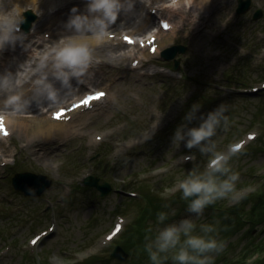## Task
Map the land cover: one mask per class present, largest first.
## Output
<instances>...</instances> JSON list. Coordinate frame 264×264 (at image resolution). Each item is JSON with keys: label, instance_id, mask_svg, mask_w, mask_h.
<instances>
[{"label": "rangeland", "instance_id": "obj_1", "mask_svg": "<svg viewBox=\"0 0 264 264\" xmlns=\"http://www.w3.org/2000/svg\"><path fill=\"white\" fill-rule=\"evenodd\" d=\"M128 1L141 6L142 17L151 7L153 12L158 11L160 3L174 6L168 7L170 13L158 11L155 25L149 30L160 28L161 16L173 23L175 31L166 32L170 38L160 44L167 45L163 50L179 45L186 48L185 53L175 57L179 68H172L174 60L161 54L150 55L148 46L144 54H136L139 61L151 60L144 67L133 65L131 58L114 65L103 62L101 56L93 57L99 66L91 68L96 65L92 64L85 76L79 81L74 78L71 85L77 88L80 81L88 82L90 91L103 90L108 97L91 111H83L81 118L72 119L74 128L70 134L53 140L31 134L25 140L11 127L10 137L0 142V264H153L148 246L156 251L155 240L160 232L185 220L195 225L192 235L203 236L207 233L204 227L209 226L214 235L205 239L226 242L223 252L206 254L212 258L211 264H235L237 258L245 260L264 245V198L256 196L264 194V0H250L249 9L240 14L239 0H224L227 3L217 5L210 15L202 14L204 20L198 25L209 17L211 20L208 29L194 38L197 30L180 31L184 19L173 15L181 0H151L150 7L140 0ZM183 1L190 10L189 2ZM12 2L20 6L22 13L32 7L28 0L22 4ZM86 2L51 0L44 11L54 17L56 11H66L70 6L86 8ZM259 11L261 15L255 18ZM42 19L37 16L33 30ZM185 22L189 24V16ZM49 25L55 28L54 23ZM190 26L195 28L194 24ZM109 32L115 37L109 39L112 42L124 41L121 37L125 34L144 35V30L135 34L124 29ZM21 34L20 49L15 48L12 56L16 71L8 72L13 77L34 54L61 41L78 43L82 36L70 33L67 40L50 41L48 36L41 35L38 40L22 30L17 33ZM148 37L149 34L143 37V42ZM37 40L39 49L24 53ZM136 50L134 45L123 43L113 53H127L134 58ZM46 73L47 82L53 87L62 84L53 73ZM89 73L91 79L87 78ZM38 78L26 90L35 87L34 92L38 93L34 84ZM61 106L68 104H59L50 112L44 110L41 118L51 121V111ZM211 114H218L220 121L215 135L201 145L187 148L191 139L188 132L199 128ZM153 125L159 128L148 138L143 137ZM178 129H182L183 136L179 141ZM250 134L256 138L249 139ZM233 144H242L243 149L228 161V175L240 174L236 188L246 189V195L233 202L232 197L239 193H230L206 206L200 214L191 212L190 197L183 198L180 185L190 177L206 174L214 154H227ZM24 172L45 175L51 184L40 196L25 195L13 185V178ZM216 174L218 180L227 179L224 174ZM88 175L98 178L101 185L108 183L112 187L110 193L102 196L96 187L83 184ZM149 202L155 203L156 208L140 223ZM161 213L165 215L162 222L158 219ZM136 224L146 232L138 239L144 252H140V247L129 246ZM116 225L123 228L113 236ZM117 246L128 253L125 260L111 257ZM171 250L158 253L159 264H174ZM255 259L253 256L248 262Z\"/></svg>", "mask_w": 264, "mask_h": 264}, {"label": "clouds", "instance_id": "obj_2", "mask_svg": "<svg viewBox=\"0 0 264 264\" xmlns=\"http://www.w3.org/2000/svg\"><path fill=\"white\" fill-rule=\"evenodd\" d=\"M146 6H151V0H140ZM133 5L127 4V9L131 10ZM125 10V4L122 0H87V12L89 15H78V8L71 9V17L68 24L70 29H75L78 34L91 33V39L96 44L101 45L106 38L114 39V35L109 32V28L115 25L120 13ZM23 23L22 11L20 6L12 0H0V50L6 44H15L17 40L23 38L20 33V25ZM131 39V37H129ZM93 62L92 50L87 43H65L61 41L55 46L46 47L42 52L34 54L32 60L22 65V71H18L15 77L11 73L0 76V91H7L11 87L21 88L30 81L33 76L39 75L34 81L41 94L46 93L50 101L57 99V91L52 84L48 83L46 69L51 66L53 74L57 80H60L65 87H70L69 81L72 77L80 78L85 76ZM35 64V67H33ZM20 95H8L5 100L6 107H13L19 112L22 105ZM63 111V108L60 109ZM5 117L0 115V127L4 126ZM218 114H211L208 120L199 128H193L188 132L191 138L187 143V148L191 149L201 145L203 141L209 140L215 135V130L219 125ZM182 129L176 132V140H182ZM242 144H233L229 146L227 154L217 152L209 161V171L203 176L190 177L181 185L183 198L197 197L189 205V210L194 213H202L203 209L215 203L217 200L226 198L230 193H239L232 197L233 202H239L246 195V189L236 188V182L240 180L239 173H232L230 168L226 167L228 161L233 155H236ZM208 151V149H201ZM216 173L227 176V179L218 180ZM161 222L165 215L161 213L158 218ZM195 225L188 220L182 221L179 226L172 225L165 228L155 240L156 251H153L152 245L148 246V252L153 264H159L158 253L168 252L169 249H175L179 245L178 252L172 259L178 264H211V257L208 253H221L226 247L225 241L216 239H205L200 236L192 235ZM119 229V226L117 227ZM205 232H211L213 229L209 226L204 227ZM181 235L186 237L181 243ZM111 237H109L110 239Z\"/></svg>", "mask_w": 264, "mask_h": 264}, {"label": "bare ground", "instance_id": "obj_3", "mask_svg": "<svg viewBox=\"0 0 264 264\" xmlns=\"http://www.w3.org/2000/svg\"><path fill=\"white\" fill-rule=\"evenodd\" d=\"M13 1L22 4L26 0H13ZM28 1L32 5L31 8L35 11V13L43 16L42 23L40 25L39 24L36 25L33 32L32 31L29 32V37L39 35V37L42 39L41 35L43 33H50V37H51L50 41H56L59 38L66 39L65 37L67 34L76 33L75 29H70L68 27L70 17H71V9H72L71 6L66 11H62L61 9L56 11V15L53 17V16H49L48 13L44 11V8L47 9L51 0H28ZM70 1H72V3L74 2V0H67V2H70ZM187 1L190 4V10H188L183 5L184 1L181 0L178 3L179 7L176 9L173 15L178 16V18L181 17L182 19H184V22L183 21L180 22V31L189 32L190 30H193V29L194 31L197 30L196 33L193 34L194 36L192 35V38H194L199 33H204L205 30L208 29L211 17L207 18L202 25H198L200 21L204 20V17L202 16V14L206 13L210 15L211 13H213V10L215 9L217 5L227 3L225 2L226 0L225 1L224 0H187ZM122 3L125 4V10H123L120 13V16L116 24L110 26L109 31L112 30L113 32H115V31H120V29H124V30H132V32H134L133 34H135L136 31L144 30L143 36L141 37L136 36L137 43L134 45V48L138 50L134 52L135 54L134 58L131 57L130 55H127V53L120 54V55L113 53V51L116 48H121L123 43H125V41H120V42L113 41L112 42L108 38H106L105 41L101 45L98 46L95 40L91 38L87 39L84 37L85 35H88V37H91V33H83L81 34L82 35L80 37L81 40L78 43H87L92 50V56L95 58L101 56L103 58L102 60L103 62L109 61L110 63H115L114 65L116 64L119 65L122 62H124V60H128L131 58L133 65L141 64L142 67H144L147 64H149L151 60L147 59V60L139 61L138 57L136 56V54L138 53L137 51H141V53L144 54L145 48L147 46L146 42L150 39L151 35H154L157 38L155 42V44L157 45V49L153 55L155 56L160 55L163 48L167 46V45L163 46L162 44H160L161 40L162 42H163V39L169 40L170 36H165L166 32L162 30L161 28L159 30H156L155 32L149 30V28H151L155 24L154 22L155 18L153 17V14H152V9H154V7H151L150 12L147 15H145V17H142L141 16L142 13L140 12L141 6H139L137 3H132V2H129L128 0H122ZM128 3H131L133 5L131 10L127 9ZM164 5H165L164 3H160V5L157 8L158 11L162 10L163 12L170 13L171 11L169 8H172V9L174 8V6L172 5H168V4H166V6ZM41 7L43 8L42 13H40ZM76 8H78V12H77L78 15H89V13L87 12V7L86 8L76 7ZM188 16L190 17L189 24L190 25L194 24L196 29L190 28L191 26L189 24H186L185 20H187ZM161 18H163L162 21H167L170 23L171 27L167 31L169 33L174 32L175 26L173 25V23H171V21H169L167 18H164L163 16H161ZM49 23H54L55 28L53 26H50ZM148 34H149L148 39H146L144 43H142L141 41H143V37H147ZM125 35L134 36V35H129V34H125ZM125 35H122L121 38H124ZM34 43H38V42H34ZM141 45H144V46H141ZM16 46L17 44L15 43L14 45H12L10 49H8L7 52L2 53V55H0V74H3V72L4 74H6L10 71H13L15 73L16 63L12 56L15 53ZM149 49L150 47L148 48V51ZM0 51L3 52V49ZM28 51H30V49H28ZM149 54L151 55V53ZM147 57H149V55H147ZM19 58L21 59V57ZM92 64H96V65H94L91 68H96L97 66H99L97 62L96 63L92 62ZM4 66H6L8 69L7 70L3 69L2 67ZM136 69L137 68H133L132 71H137ZM45 71L49 72L50 75L53 73L51 68L46 69ZM89 76L90 77H87V78L91 79L92 75H90V73H89ZM74 78L75 77H72L69 81L70 87H65L63 84H60V86H57V87H53L57 91V99L55 101H50L47 98L46 93L41 94L40 91L38 93H36L37 91L34 92L35 87H32L26 90V88L29 87V84L27 85V83H25L23 87L21 88L11 87L7 91H0V114L6 118L4 124H6L9 127L8 128L9 131L11 130V127L13 130L16 128L20 133H22V137L26 138L25 140H27L28 138L27 135H31V134L48 139V140H51V139L53 140L57 136H66L70 134L71 130L74 128V126L71 125L72 123L71 120L73 118H76V119L81 118L82 117L81 113L85 110H89V108H86L85 106H83L72 112H69L65 116H63L60 122H57L54 120L49 121L47 120V118H43V117L41 118V115L42 114L44 115L46 110H48L47 112H50V110L52 108H55L57 105L59 104L67 105L69 104V102H71V100H74L75 98L81 95L84 96L85 94L90 92L87 89H85L83 86H80L79 89H76L74 86H72L71 82L75 81ZM94 82H90V84L95 85ZM79 84H82V83H79ZM14 94L20 95L22 97L21 103L23 107L21 108L19 112H16L13 107L5 106V100L7 96L14 95ZM29 97L30 98L32 97V98L30 99ZM107 97H108V94L105 95V98L103 100L106 101ZM81 98H78L75 101H72L68 105V107L71 104L79 101ZM100 101L104 102L102 100ZM48 107L49 109H47ZM53 112H51V115H53ZM67 120H69V122ZM158 128L159 127L157 125H153L151 129L146 134L143 135V137L147 136L146 138H148L150 134L154 133ZM0 139H3V138L0 137ZM29 144L32 145L31 142H29Z\"/></svg>", "mask_w": 264, "mask_h": 264}, {"label": "water", "instance_id": "obj_4", "mask_svg": "<svg viewBox=\"0 0 264 264\" xmlns=\"http://www.w3.org/2000/svg\"><path fill=\"white\" fill-rule=\"evenodd\" d=\"M250 7V0H239V6L237 12L245 13ZM261 15V12H257L255 14V18H258ZM28 18H33V14L29 12L27 14ZM30 27V22H24L23 28L28 31ZM186 48L179 45L174 46L172 48L166 49L162 53V57L167 60H174L175 66L174 69L177 70L179 68V61L175 59L177 54L185 53ZM51 184L50 179L47 176L41 174H34L31 172L18 173L13 178V185L17 190H20L25 193V195H35L40 196ZM85 184L90 185L92 187H96L101 191V195L105 196L110 193L112 187L108 183L99 184L98 178L90 177L85 180ZM197 197H190V202L195 200ZM128 256V253L121 247L117 246L113 253L111 254L112 258H118L119 260H125Z\"/></svg>", "mask_w": 264, "mask_h": 264}, {"label": "trees", "instance_id": "obj_5", "mask_svg": "<svg viewBox=\"0 0 264 264\" xmlns=\"http://www.w3.org/2000/svg\"><path fill=\"white\" fill-rule=\"evenodd\" d=\"M173 67H174V63L172 65V68ZM216 175L218 176V174H216ZM256 196L258 197V199H261V200H262V198H264V194L263 193H258ZM154 205H156V204L155 203H153V204L151 203L150 204V202H149V205L144 209V212H142L143 214L139 218V221L138 222H140V223L145 222L144 220L147 219L149 216H151V213L154 212V209L156 208V206H154ZM241 208H243V207H241ZM240 212L241 211H238L237 213H240ZM143 217H144V220L142 219ZM140 226H141L140 224H138V225L136 224L135 225V231H136V233L134 234L135 236H133V238L131 239V242H129V246H136V247H140L141 248V242L142 241L139 242L138 239H139V236L141 237V234H143L144 230H143L142 227L140 229ZM144 233H146V232H144ZM210 235L212 236V235H214V233L211 234V232H209V233L207 232V233H204V235L201 236V237L205 238L206 236H210ZM136 239H137V241H135ZM140 239H142V238H140ZM182 242H183V240H181V243ZM178 250H179V247L177 246V248L171 250V253L172 254H176L175 252L176 251L178 252ZM144 251L145 250H143V248L140 249V252H144ZM254 251H253L254 253L252 252L253 254L251 253L252 254L251 256L249 255V258L253 257L255 254H258V257L252 263H250V264H264V245H262L261 248L255 249ZM249 258H245V260H243L244 257H242L241 259L240 258L239 259L237 258V260H235V264H249L248 263V259ZM173 263L175 264L176 261L173 260ZM167 264H170V263H167Z\"/></svg>", "mask_w": 264, "mask_h": 264}, {"label": "snow or ice", "instance_id": "obj_6", "mask_svg": "<svg viewBox=\"0 0 264 264\" xmlns=\"http://www.w3.org/2000/svg\"><path fill=\"white\" fill-rule=\"evenodd\" d=\"M163 27H164V29H168L169 28L168 25H163ZM103 95H104L103 93H97L95 95H90L83 101V105L87 106V105L90 104L91 101L98 100L101 97H103ZM79 106L80 105H77V107H79ZM63 114H64L63 111H61L60 113H57L54 118L60 119L63 116ZM0 131H2L4 135H7V130H6V128L4 126L0 127ZM33 243H35V241H33Z\"/></svg>", "mask_w": 264, "mask_h": 264}]
</instances>
